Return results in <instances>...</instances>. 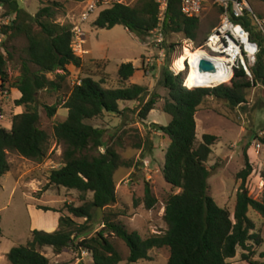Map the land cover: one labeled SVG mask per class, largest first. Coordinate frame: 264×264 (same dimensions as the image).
Listing matches in <instances>:
<instances>
[{
    "label": "trees",
    "instance_id": "16d2710c",
    "mask_svg": "<svg viewBox=\"0 0 264 264\" xmlns=\"http://www.w3.org/2000/svg\"><path fill=\"white\" fill-rule=\"evenodd\" d=\"M0 4L6 9L4 16L10 19V23L0 29V89H5L9 83L7 63L11 54L8 43L20 38L27 41V59L22 64L21 76L13 86L21 94L15 105L24 107V112L13 117L10 130L0 122V179L9 172L8 153L41 163L47 158L51 140H55L64 148V161L62 167L50 172L48 186L80 192L83 206L68 205L67 209L75 218L86 220V224L77 226L72 218L62 217L60 230L56 232L33 231L27 245L15 247L9 253L10 264H51L43 254L45 248H52L57 255L68 249L84 250L90 253L93 264H120L122 256L111 242V237L127 245L129 264L151 261L150 252L155 249L169 250L168 264H230L239 250L243 251L244 262L264 264L254 259L256 251L253 245L261 247L264 240L255 233L256 224L248 216L253 210L264 218V198L262 201L253 198L247 187L253 166L246 156L245 168L237 175L242 184L234 213L219 207L210 196L212 171L208 167L218 138L206 134L199 142L196 121L197 113L208 99L224 100L234 110L248 103L251 90L264 87V49L253 69V83L243 72H236L231 82L220 87L193 89L188 72L175 75L170 65L163 66L161 84L168 92L163 112L172 121L166 127H155L171 141L163 170L166 182L175 191L165 206L164 219L168 230L164 234L144 238L118 222L123 214L115 212L105 218L101 232L84 237L77 244V240L88 234V224L93 221L94 213L106 211L117 204L116 175L120 168L126 166L119 153L106 146L107 130L87 122L123 115L127 110H121L123 102L136 103L140 119L146 121L156 110L160 97L150 95L147 87L127 85L137 71L132 63L120 66L119 89H105V82H97L88 75L80 85L71 89L63 104V109L68 110V118L57 123L50 135L41 127L38 94L58 89L57 82L49 80L48 74L58 71L67 73L72 66L83 68V59L73 50L74 26L57 23L62 8L60 3H41L35 15L21 8L18 0H0ZM216 10L221 16V10L218 7ZM159 14V5L155 0H139L129 6L115 4L99 14L94 27L112 30L123 26L132 35L144 39L158 27ZM200 25V17L190 19L182 14L180 0H170L165 19L166 35H182L186 40L195 42L198 48L207 38L198 40ZM243 25L252 32L253 38L258 39L248 18L243 19ZM215 27L217 25H212V30ZM2 37L4 40L1 42ZM174 47L170 46V49ZM190 56L193 55L185 52L181 56V64L175 68L184 70V61ZM57 75L59 79H65ZM44 109L49 118L58 113V106H44ZM258 140L264 146V135ZM105 147V153H100V149ZM89 193L93 194V200L87 202ZM145 205L148 210L157 205L148 184ZM2 237L0 228V239ZM260 258L264 260V253Z\"/></svg>",
    "mask_w": 264,
    "mask_h": 264
},
{
    "label": "rangeland",
    "instance_id": "374dc122",
    "mask_svg": "<svg viewBox=\"0 0 264 264\" xmlns=\"http://www.w3.org/2000/svg\"><path fill=\"white\" fill-rule=\"evenodd\" d=\"M21 8L35 15L41 3H60L62 8L57 16V23L78 26L87 8V0H18ZM253 12L264 19V1L247 0ZM135 3H133L134 5ZM103 10L97 11L90 19L81 25L85 34L83 46L87 52L79 57L83 59L82 69L70 67L67 73L58 71L48 74L47 78L58 84L57 90H44L38 94L41 127L50 135L57 123L68 118V110L63 104L68 98L75 82L87 77H93L97 82H105V89H119V68L123 64L132 63L136 68L135 76L127 85L147 87L150 95L160 97L156 110L151 112L146 121L139 117L137 104L134 102L121 103L123 115L107 116L100 120L88 121L87 124L107 130L106 146L115 149L126 163L116 175V193L118 202L106 211H96L93 221L89 222L88 234L77 240L80 243L84 237H92L103 230L105 218L115 212L123 214L117 219L130 232H138L146 238L155 234H164L168 230L165 222V206L169 197L175 193L166 182L164 166L171 141L155 125L168 126L172 118L163 112L168 92L163 88V66L152 68L149 74L148 61H158L157 51L148 43L147 37L140 39L132 35L123 26L112 30H100L94 27V22ZM201 25L199 41L204 40L212 31V25H219L220 15L216 7L209 3L200 16ZM167 58L165 65L173 68L183 54L182 47L187 46L182 35H166ZM193 42V41H192ZM194 47L197 48L196 43ZM170 46H175L170 49ZM11 57H8L7 73L9 83L5 89H0V113L4 116L2 126L11 129L15 115L24 112V107L15 105L17 96L13 87L22 72V64L27 59V41L25 38L8 43ZM35 69V68H34ZM65 79H59L58 75ZM185 74V73H184ZM1 85V81H0ZM44 106H58V113L49 118ZM197 136L202 142L204 135L216 136L218 141L213 146L208 167L212 171L210 179V196L216 204L235 211L237 193L241 181L237 175L245 168L246 156L253 166V173L248 180L250 195L262 201L264 198V146L258 140L264 135V87L258 86L248 94V103L230 108L224 100L208 99L196 115ZM256 145H260L257 149ZM140 146V148H139ZM62 145L51 140L47 158L34 162L16 153H8L9 172L0 179V228L3 237L0 239V264H10L8 255L13 248L25 246L32 238L35 230L56 232L60 230L62 217L72 218L77 226L86 224L85 219L72 216L68 205L83 206L82 194L75 190H67L55 186L49 187V174L52 170L63 165ZM106 147L100 149L105 153ZM147 184L157 199L154 209L148 210L145 205V188ZM93 200V194L87 195V202ZM48 210V211H46ZM256 224L255 233L264 240V218L250 210L248 214ZM120 252V264H129L130 251L127 245L116 237L110 238ZM256 251L255 260L264 262L260 255L264 253V243L261 247L253 245ZM43 254L50 259L51 264H93L91 255L84 250L68 249L57 255L52 248H45ZM243 251L239 250L230 264H248L242 260ZM151 261H141L138 264H168L170 252L168 249H155L150 252Z\"/></svg>",
    "mask_w": 264,
    "mask_h": 264
},
{
    "label": "built area",
    "instance_id": "2783aa9c",
    "mask_svg": "<svg viewBox=\"0 0 264 264\" xmlns=\"http://www.w3.org/2000/svg\"><path fill=\"white\" fill-rule=\"evenodd\" d=\"M139 0H87V8L81 18V23L73 29V50L76 55H85L84 50V32L81 28L90 17L99 10H106L113 5H132ZM159 5V24L147 37L148 43L157 51L158 61H148L150 74L156 67L165 65L167 58V49L165 45V19L169 8L170 0H155ZM181 12L187 18L200 17L209 3L221 10V20L207 36L201 47L195 48L192 41L187 46L182 47L184 52L188 48L196 52V59L193 63L190 60L184 61V70L178 71L175 67L170 66V70L175 74L188 72L193 74V89H214L231 82L236 72H243L246 77L253 83V69L256 67L258 57L264 49V19L259 18L251 9L247 0H180ZM4 5L0 4V29L10 23V19L4 16ZM248 18L255 28L258 36L253 38L252 32L247 30L243 25V19ZM4 40L2 37L1 42ZM182 52V53H183ZM79 57V56H78ZM81 58V57H80ZM202 61H209L217 67V73H204L200 66ZM78 79L75 85H80ZM255 89V88H254ZM5 121L4 116L0 113V122ZM255 147L260 148V145Z\"/></svg>",
    "mask_w": 264,
    "mask_h": 264
},
{
    "label": "water",
    "instance_id": "95a60500",
    "mask_svg": "<svg viewBox=\"0 0 264 264\" xmlns=\"http://www.w3.org/2000/svg\"><path fill=\"white\" fill-rule=\"evenodd\" d=\"M200 68L204 73H217V67L209 61H202Z\"/></svg>",
    "mask_w": 264,
    "mask_h": 264
},
{
    "label": "bare ground",
    "instance_id": "6f19581e",
    "mask_svg": "<svg viewBox=\"0 0 264 264\" xmlns=\"http://www.w3.org/2000/svg\"><path fill=\"white\" fill-rule=\"evenodd\" d=\"M184 47V46H183ZM191 53L193 56H190L189 58H187L186 60H190L191 61V63H193L194 61H195V59H196V52L194 53V52H192V51H190L188 48H186L185 49V51L183 52V54L184 53ZM182 54V55H183ZM181 55V56H182ZM181 64V57L177 60V62L175 63V67L176 66H179ZM189 77H190V87L192 88V86H193V83H192V77H193V74L191 73V74H189Z\"/></svg>",
    "mask_w": 264,
    "mask_h": 264
},
{
    "label": "crops",
    "instance_id": "0c3cea01",
    "mask_svg": "<svg viewBox=\"0 0 264 264\" xmlns=\"http://www.w3.org/2000/svg\"><path fill=\"white\" fill-rule=\"evenodd\" d=\"M69 70H70V68H69ZM16 92H17L18 94H17V96H16V98H15V101H16V100H19V99H20V97H21V94L19 93V91H18V90H16ZM20 114H22V113H20ZM18 115H19V114H18ZM15 116H16V115H15ZM10 125H11V127H12V122H11V124H10ZM52 232H53V231H50L49 233H52Z\"/></svg>",
    "mask_w": 264,
    "mask_h": 264
}]
</instances>
